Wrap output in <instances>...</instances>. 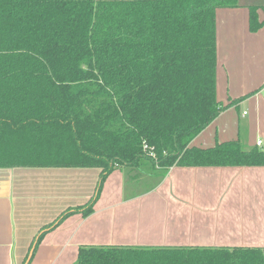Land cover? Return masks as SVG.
<instances>
[{
    "label": "trees",
    "instance_id": "1",
    "mask_svg": "<svg viewBox=\"0 0 264 264\" xmlns=\"http://www.w3.org/2000/svg\"><path fill=\"white\" fill-rule=\"evenodd\" d=\"M239 0H0V168L264 166V148L191 140L216 99L215 11ZM257 30V5H249ZM153 152L150 155L149 152ZM34 252V250H33ZM73 264H264V246L81 245Z\"/></svg>",
    "mask_w": 264,
    "mask_h": 264
},
{
    "label": "crops",
    "instance_id": "2",
    "mask_svg": "<svg viewBox=\"0 0 264 264\" xmlns=\"http://www.w3.org/2000/svg\"><path fill=\"white\" fill-rule=\"evenodd\" d=\"M257 5L260 27H249ZM216 99L222 110L189 143L264 148V0L215 11ZM257 140L261 144L257 145ZM98 168H0V264H24L34 237L93 194ZM81 245L264 246V166L116 167L93 211L47 231L28 264H73Z\"/></svg>",
    "mask_w": 264,
    "mask_h": 264
},
{
    "label": "water",
    "instance_id": "3",
    "mask_svg": "<svg viewBox=\"0 0 264 264\" xmlns=\"http://www.w3.org/2000/svg\"><path fill=\"white\" fill-rule=\"evenodd\" d=\"M34 245H35V242L33 243V245H32V247H31V249H30V251H29V254H28L27 259H26V261L24 262V264H28V263H29L30 258H31L32 253H33Z\"/></svg>",
    "mask_w": 264,
    "mask_h": 264
},
{
    "label": "built area",
    "instance_id": "4",
    "mask_svg": "<svg viewBox=\"0 0 264 264\" xmlns=\"http://www.w3.org/2000/svg\"><path fill=\"white\" fill-rule=\"evenodd\" d=\"M261 144V140H257V145H260ZM150 155H153V152H149Z\"/></svg>",
    "mask_w": 264,
    "mask_h": 264
}]
</instances>
